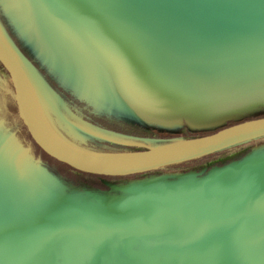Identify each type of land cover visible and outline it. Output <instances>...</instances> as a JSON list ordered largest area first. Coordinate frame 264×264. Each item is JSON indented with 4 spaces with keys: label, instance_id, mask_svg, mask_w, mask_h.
<instances>
[{
    "label": "rangeland",
    "instance_id": "374dc122",
    "mask_svg": "<svg viewBox=\"0 0 264 264\" xmlns=\"http://www.w3.org/2000/svg\"><path fill=\"white\" fill-rule=\"evenodd\" d=\"M44 4L59 19L0 0V27L71 145L142 151L264 117V0ZM13 96L0 64V264H264V137L100 179L43 155Z\"/></svg>",
    "mask_w": 264,
    "mask_h": 264
},
{
    "label": "water",
    "instance_id": "95a60500",
    "mask_svg": "<svg viewBox=\"0 0 264 264\" xmlns=\"http://www.w3.org/2000/svg\"><path fill=\"white\" fill-rule=\"evenodd\" d=\"M51 19V18H50ZM52 20V19H51ZM0 64L7 72L18 118L33 143L50 158L89 175L127 177L187 163L264 137V117L188 140L127 153H98L66 142L49 125L20 56L0 27Z\"/></svg>",
    "mask_w": 264,
    "mask_h": 264
},
{
    "label": "bare ground",
    "instance_id": "6f19581e",
    "mask_svg": "<svg viewBox=\"0 0 264 264\" xmlns=\"http://www.w3.org/2000/svg\"><path fill=\"white\" fill-rule=\"evenodd\" d=\"M34 1L35 6L40 8L41 10L45 11L46 13L49 14L50 17L52 18H58L56 15H54L53 13H51L45 6L44 4V0H31V2ZM33 4V3H32ZM59 19V18H58ZM60 19H67L65 17H60Z\"/></svg>",
    "mask_w": 264,
    "mask_h": 264
},
{
    "label": "trees",
    "instance_id": "16d2710c",
    "mask_svg": "<svg viewBox=\"0 0 264 264\" xmlns=\"http://www.w3.org/2000/svg\"><path fill=\"white\" fill-rule=\"evenodd\" d=\"M2 66V65H1ZM17 111V110H16ZM27 132V131H26ZM28 134V133H27ZM29 136V135H28ZM30 138V137H29ZM30 140H31V138H30ZM31 142L33 143V141L31 140ZM34 144V143H33ZM34 146H36L35 144H34ZM36 148L43 154V155H45V156H47L45 153H43L37 146H36ZM49 159H51L52 161H54L55 163H57V164H59V165H63L64 167H66V168H68V169H70V170H73V169H71L70 167H68L67 165H65V164H62V163H60V162H58V161H56V160H54V159H52V158H50L49 156H47ZM75 171V170H74ZM78 172V171H77ZM81 173V172H80ZM95 176V175H94ZM95 177H97V178H100V179H111V177H105V176H95Z\"/></svg>",
    "mask_w": 264,
    "mask_h": 264
}]
</instances>
